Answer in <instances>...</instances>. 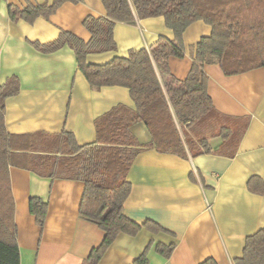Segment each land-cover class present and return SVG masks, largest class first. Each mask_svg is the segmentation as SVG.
Masks as SVG:
<instances>
[{
	"label": "crops",
	"instance_id": "obj_1",
	"mask_svg": "<svg viewBox=\"0 0 264 264\" xmlns=\"http://www.w3.org/2000/svg\"><path fill=\"white\" fill-rule=\"evenodd\" d=\"M53 1L0 0V84L14 76L20 81L19 93L5 101L6 128L15 136L71 133L79 145L94 143L97 119L118 105L135 109V104L126 87L92 88L70 46L43 53L33 45L53 41L62 31L88 42L91 34L83 22L89 16H106L101 0L67 1L33 22L9 16L10 6L24 10ZM211 33L212 27L202 20L185 30L184 57L169 60L176 79L187 78L197 44ZM160 36L174 38L161 16L137 19L135 24L117 22L116 50L90 54L87 63L103 65L127 57L131 50L149 48ZM205 71L215 110L235 122L247 121L237 154L184 158L155 149L142 152L128 174L132 190L124 212L139 224L154 221L166 231L143 228L135 236L119 234L99 264H132L150 244L149 264H201L210 258L234 264L243 256L247 237L264 228V194L248 189L251 177L264 180V67L226 75L220 65L207 64ZM132 130L141 143L151 140L144 123ZM45 142L37 149L46 150ZM10 177L21 264H82L103 242L105 232L80 215L83 182L41 177L18 166H11ZM33 197L48 204L43 228L30 211ZM156 244L175 249L166 258Z\"/></svg>",
	"mask_w": 264,
	"mask_h": 264
},
{
	"label": "trees",
	"instance_id": "obj_2",
	"mask_svg": "<svg viewBox=\"0 0 264 264\" xmlns=\"http://www.w3.org/2000/svg\"><path fill=\"white\" fill-rule=\"evenodd\" d=\"M54 0L24 10L9 7L11 20L33 22L49 17L64 2ZM104 17H87L83 24L90 32L88 42L62 31L57 39L33 43L43 52H54L66 45L74 51L79 69L92 88L123 86L129 89L135 109L118 105L97 119V140L79 145L71 133L61 135L15 136L5 122V101L20 91L14 76L0 84V264H21L16 202L10 168L18 166L41 177L81 181L85 189L80 215L105 232L103 242L94 248L82 264H99L119 234L135 236L143 228L166 231L154 221L139 224L125 215L124 206L131 194L128 174L136 158L155 149L180 157L219 154L229 158L237 154L247 121L235 122L221 116L208 92L209 76L205 65L218 64L226 75L242 74L264 67V0H101ZM164 17L174 38L160 36L149 48L131 50L127 57H116L103 64L87 63V56L114 51L117 48L114 28L117 22L135 24L137 19ZM202 20L212 33L197 44L192 68L185 80L176 79L169 68L171 57H184L183 34L194 22ZM224 119L219 132L210 136L191 134L189 129L204 120ZM144 123L151 135L141 143L132 127ZM215 136L219 144L212 148ZM46 141V150H38ZM248 189L264 194V180L253 176ZM48 204L39 197L30 200V211L44 227ZM151 244L132 264H149ZM157 252L169 258L175 245L156 244ZM201 264H218L210 258ZM234 264H264V228L247 237L243 256Z\"/></svg>",
	"mask_w": 264,
	"mask_h": 264
},
{
	"label": "rangeland",
	"instance_id": "obj_3",
	"mask_svg": "<svg viewBox=\"0 0 264 264\" xmlns=\"http://www.w3.org/2000/svg\"><path fill=\"white\" fill-rule=\"evenodd\" d=\"M223 122L226 123L224 119H215V120H204L202 122H199L195 124L193 127L189 129V132L191 134L194 133H199L200 135L204 136H210L213 134H216L220 130V126L224 124ZM219 137L215 136L212 138V141L210 142V145L212 148H216L217 142L219 141Z\"/></svg>",
	"mask_w": 264,
	"mask_h": 264
}]
</instances>
